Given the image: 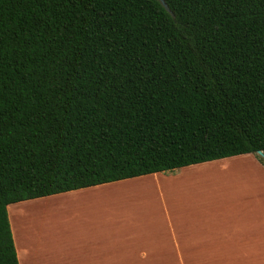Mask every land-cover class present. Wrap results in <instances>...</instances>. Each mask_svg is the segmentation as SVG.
Returning <instances> with one entry per match:
<instances>
[{
    "label": "trees",
    "instance_id": "1",
    "mask_svg": "<svg viewBox=\"0 0 264 264\" xmlns=\"http://www.w3.org/2000/svg\"><path fill=\"white\" fill-rule=\"evenodd\" d=\"M0 0V264L12 204L264 154V0Z\"/></svg>",
    "mask_w": 264,
    "mask_h": 264
},
{
    "label": "crops",
    "instance_id": "2",
    "mask_svg": "<svg viewBox=\"0 0 264 264\" xmlns=\"http://www.w3.org/2000/svg\"><path fill=\"white\" fill-rule=\"evenodd\" d=\"M253 157L179 168L175 180L181 181L185 170L209 166L212 188L205 194H187L179 203L167 204L165 199L158 218L155 213L108 215L100 196L101 206L92 214L101 220L84 209V202L81 214L96 221L86 227H38L30 242L21 231L18 264H264V170ZM162 176L155 173L62 194H85V199L96 201L98 196L90 192L146 178L170 179ZM77 199L73 204L82 200ZM156 234H162V241L143 244Z\"/></svg>",
    "mask_w": 264,
    "mask_h": 264
},
{
    "label": "rangeland",
    "instance_id": "3",
    "mask_svg": "<svg viewBox=\"0 0 264 264\" xmlns=\"http://www.w3.org/2000/svg\"><path fill=\"white\" fill-rule=\"evenodd\" d=\"M249 155L254 156L255 162L264 170V158L256 154ZM185 171L183 174L184 179L181 181L175 180V176L180 172V169H176L162 173V177L170 179L146 178L138 182H125L116 186H106L100 190L90 192L91 195L98 196L94 198L96 201L85 199V196H87L85 194H78L74 197L68 194H58L9 205L7 207V215L16 252L19 250L18 245L21 231L25 234V240L30 242L35 239L31 233L38 227L53 228L69 225L86 227L91 222L96 221L92 215L98 216L92 214V212L95 211V206L100 208V196L104 199L103 202L106 208H108V215L135 212L136 217L155 213V217L158 218L165 208V199L168 201L167 204L179 203L184 200L187 194H205L212 188L210 186L212 170L209 166L195 170L199 174H194V170H190L191 172ZM76 199L82 200L77 203L75 202L77 204L75 205L73 201ZM84 202L88 203L84 206V209L92 215L81 214ZM166 208L168 210L171 209L168 206ZM97 219L101 218L98 217ZM159 241H162V234H156V236L144 240L143 244L149 245Z\"/></svg>",
    "mask_w": 264,
    "mask_h": 264
},
{
    "label": "water",
    "instance_id": "4",
    "mask_svg": "<svg viewBox=\"0 0 264 264\" xmlns=\"http://www.w3.org/2000/svg\"><path fill=\"white\" fill-rule=\"evenodd\" d=\"M166 10H168L167 5L165 4V2L163 0H157ZM257 155H260L261 157L264 158V154L261 151L257 152Z\"/></svg>",
    "mask_w": 264,
    "mask_h": 264
}]
</instances>
